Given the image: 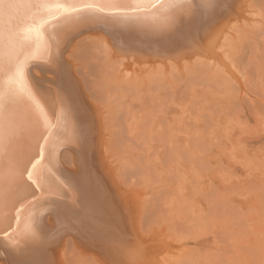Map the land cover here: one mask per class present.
Returning a JSON list of instances; mask_svg holds the SVG:
<instances>
[{
	"label": "rangeland",
	"instance_id": "rangeland-1",
	"mask_svg": "<svg viewBox=\"0 0 264 264\" xmlns=\"http://www.w3.org/2000/svg\"><path fill=\"white\" fill-rule=\"evenodd\" d=\"M236 26L213 61L135 66L129 77L99 37L67 56L133 211L128 264H264V0H247ZM99 247L64 243L58 256L118 264Z\"/></svg>",
	"mask_w": 264,
	"mask_h": 264
},
{
	"label": "bare ground",
	"instance_id": "bare-ground-1",
	"mask_svg": "<svg viewBox=\"0 0 264 264\" xmlns=\"http://www.w3.org/2000/svg\"><path fill=\"white\" fill-rule=\"evenodd\" d=\"M114 2L0 4V264H62V244L96 250L104 242L114 262L128 264L139 247L126 240L136 236L133 211L104 166L97 112L67 59L75 44L101 38L126 77L135 66L213 61L247 7V0H190L143 3L124 17L91 10L60 15L85 4L107 11ZM124 3L138 7L137 0ZM70 159L75 171L64 165Z\"/></svg>",
	"mask_w": 264,
	"mask_h": 264
},
{
	"label": "snow or ice",
	"instance_id": "snow-or-ice-1",
	"mask_svg": "<svg viewBox=\"0 0 264 264\" xmlns=\"http://www.w3.org/2000/svg\"><path fill=\"white\" fill-rule=\"evenodd\" d=\"M190 2V0H137L138 7L137 8H130L124 3V0H115L113 7L111 10H105L103 8H99L98 6H94L91 4H85L82 5L81 7H75V6H70L69 8H66L63 13H60V15H64L66 13H83L86 11H95L99 12L102 15H107V16H114V17H124V16H130L133 14L135 11L139 10V5L143 3H152L153 6L156 4H159L160 6H164L166 3L167 4H177V3H187ZM0 4H2V0H0ZM203 7V5L201 6ZM2 10V9H0ZM173 24L176 23L174 20L172 22ZM26 63H22L18 69L17 73L19 75H23L26 67ZM0 118H2V114H0ZM29 179H31V176H29ZM11 236V232H6L5 234V239H9ZM53 241L55 240V234L52 236Z\"/></svg>",
	"mask_w": 264,
	"mask_h": 264
}]
</instances>
